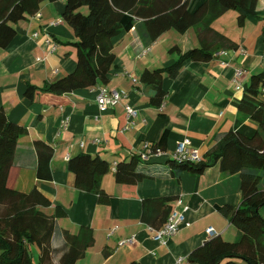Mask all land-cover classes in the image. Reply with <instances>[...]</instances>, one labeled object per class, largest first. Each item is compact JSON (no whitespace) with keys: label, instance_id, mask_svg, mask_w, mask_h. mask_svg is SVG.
Masks as SVG:
<instances>
[{"label":"crops","instance_id":"obj_1","mask_svg":"<svg viewBox=\"0 0 264 264\" xmlns=\"http://www.w3.org/2000/svg\"><path fill=\"white\" fill-rule=\"evenodd\" d=\"M201 1L191 0L189 10ZM62 10L61 1L42 3L36 15L15 25L16 36L0 49V107L11 122L27 129L17 141L6 186L21 193L37 187L51 202L43 209L46 214L57 206L65 211L66 216L57 219L61 230L72 235L81 227L93 231L92 246L75 264H174L179 258L182 264H194L186 258L208 240V227L225 242H239L241 232L219 212L220 207L239 206V175L225 174L218 165L201 174L176 173L178 168L168 159L182 141H188L201 159L224 133L251 137L256 131L257 124L241 117L237 106L250 76L264 70V0L257 2L259 18H247L242 27H237V13L232 10L212 23L237 49L218 51L209 62L185 61L176 77H163L166 95L158 109L149 105L151 93L138 82L141 72L176 61L178 53H169L172 46L181 52L197 47L195 28L184 34L168 30L151 44L140 38V26L113 37L115 59L102 88L124 93L114 107L99 110L97 87L61 96L36 91L32 101L25 98L28 85L40 88L75 69V37L62 21ZM127 107L136 115L128 116ZM165 131V152L142 161L146 177L136 184L115 182L111 169L101 179L106 201L74 188L73 175L65 169L70 158L87 154L113 165L156 142ZM36 141L53 150L49 181L36 178ZM163 198L174 199L166 205L187 223L165 244L154 239L141 219L145 212L146 220H160ZM130 239L133 244L118 245Z\"/></svg>","mask_w":264,"mask_h":264},{"label":"trees","instance_id":"obj_2","mask_svg":"<svg viewBox=\"0 0 264 264\" xmlns=\"http://www.w3.org/2000/svg\"><path fill=\"white\" fill-rule=\"evenodd\" d=\"M63 3L62 21L71 29L75 42L76 65L73 72L40 88L28 85L24 96L32 101L36 91L61 96L77 89L102 88L109 81L115 55L111 39L133 27H142L140 38L153 43L168 30L184 34L196 29L198 46L185 52L172 46L169 53H178L172 64L144 69L138 82L151 93L149 105L160 108L165 91L163 77L174 78L185 61L209 62L221 50H236L237 45L212 28V23L227 11L237 13V27L247 18H259L258 0H202L194 10H189L191 0H0V49H6L16 36L15 25L36 15L44 2ZM82 9H85L82 12ZM264 21V18H261ZM264 42V25L261 29ZM264 70L250 76L237 109L241 117L252 120L257 129L251 137L237 132H227L198 161L171 157L168 164L186 171L201 174L218 165L225 174L240 177L241 201L237 208H219L221 215L241 232L239 242H225L220 237L208 239L187 256L194 264H264ZM27 133L24 124L11 122L0 107V264H75L84 257L94 241L93 231L81 227L76 235L61 230L57 219L66 216L59 206L52 214L43 209L51 205L37 187L21 193L6 186L13 163L17 141ZM166 131L156 142L147 143L139 153L111 165L99 156L80 154L70 158L65 166L73 175L74 188L96 195L106 201L107 194L101 187L102 177L113 169L115 182L133 185L146 177L142 161L165 152ZM34 147L38 162L36 178L51 179L49 167L53 154L51 146L36 141ZM173 198H163L164 210L157 222L142 221L152 229L165 224L172 212L166 204ZM158 215V214H157ZM159 222V223H158ZM59 247L53 246L55 236ZM136 264V263H132Z\"/></svg>","mask_w":264,"mask_h":264},{"label":"built area","instance_id":"obj_3","mask_svg":"<svg viewBox=\"0 0 264 264\" xmlns=\"http://www.w3.org/2000/svg\"><path fill=\"white\" fill-rule=\"evenodd\" d=\"M237 76H239V74H237ZM123 96L124 93L121 91L111 90L108 92L105 89L100 88L99 95L96 99L97 106L100 111H103L108 107H114L120 102V99ZM126 112L128 116L133 117L136 115L135 110L130 107L126 108ZM173 157L178 159H190L192 161H198L200 159L197 154V150L189 148L188 141H182L177 145L176 153L174 154ZM114 166L115 164H113V168ZM181 225H187L184 216L176 212H171L170 215L168 216L167 221L161 228L154 230L151 227H148V229L151 231V233H153V237L156 241H158L161 244H165V240L175 235L179 229V226ZM205 234L207 236V239H212L217 236V232L212 227L206 228ZM133 243H134L133 239H130V240L121 241L119 242L118 245L122 246L124 244H133ZM182 261L183 259L179 258L174 262V264H182Z\"/></svg>","mask_w":264,"mask_h":264},{"label":"rangeland","instance_id":"obj_4","mask_svg":"<svg viewBox=\"0 0 264 264\" xmlns=\"http://www.w3.org/2000/svg\"><path fill=\"white\" fill-rule=\"evenodd\" d=\"M261 214L263 215L264 211H263V213L261 212ZM52 244L55 247H59V245H61L60 242H59V237L57 235L55 236L54 242Z\"/></svg>","mask_w":264,"mask_h":264}]
</instances>
